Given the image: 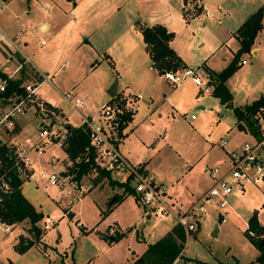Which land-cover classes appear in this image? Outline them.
I'll use <instances>...</instances> for the list:
<instances>
[{
    "label": "rangeland",
    "instance_id": "1",
    "mask_svg": "<svg viewBox=\"0 0 264 264\" xmlns=\"http://www.w3.org/2000/svg\"><path fill=\"white\" fill-rule=\"evenodd\" d=\"M53 1L62 17H57L56 21L52 19L51 28L45 33L38 28L39 22L34 24L33 21L43 19L45 12L42 4H47V0H13L0 15V39L3 34L8 37L18 35L19 48L25 40L29 43L28 57L49 63L51 83L42 84L36 94L44 101H53L74 127L81 123L80 127L84 126V117L97 118L105 106L115 101L123 114L132 113L131 100L128 99H135L139 113L129 125L133 130H126L127 126L123 129V137L116 145L118 152L130 166L144 168V174L146 171L143 165L146 164L151 178L155 179L159 187L163 185V191L174 207L186 210L212 186L211 170H217V178L226 175L230 152L246 143L259 141L253 139L250 142L248 135L240 134L235 128L236 119L231 111L204 93V88L195 87L191 81L177 88L169 86L163 76L151 67L145 46L141 48V53L133 54V60L125 58L123 51L112 44L113 38L119 35L122 13H118L114 4L106 6L110 0H75L76 8L71 0ZM259 1L213 0L226 15L219 23L220 26L204 20L205 27L197 29L203 17L192 18L186 30L174 34L176 54L190 68H198L205 63L208 71L219 74L238 51L233 41H227L220 48L222 43L217 41L219 32L223 27L234 29V14L238 16L243 11H250L248 7L251 8ZM263 3L264 0H261L260 6ZM4 5V1L0 0V6ZM89 5L91 7L86 11V17L90 20L96 17L95 22L107 19L102 24L107 35H99L101 44L105 46L96 51L90 45L84 46L76 36L77 27L78 32L81 29L79 24L68 30L72 19L69 11L78 15L82 7ZM242 5H246L245 10ZM228 20L231 21L227 23ZM64 21L66 32L53 40L51 34L60 32ZM86 28H90L89 24ZM96 35L98 32L92 38ZM199 44L203 47H199ZM52 46L55 47L50 56L52 59L43 58ZM211 47L216 50L210 51ZM102 49L104 54L111 57L113 64L104 60ZM241 58L248 64L241 66L227 82L235 107L244 106L264 95V61L261 56L254 57L249 53ZM204 75L210 82H214L208 72ZM115 80L118 81L119 96L128 99L109 98L108 91ZM37 81L38 78L31 73L26 82L36 85ZM69 91L76 92L84 99V111L75 110L64 100L65 93ZM40 105L47 110L41 101ZM200 106L205 110H200ZM55 116L64 122L62 114L58 112ZM191 116L195 119L192 120ZM36 123L33 122L34 127ZM260 124L262 136V119ZM126 132L129 134L124 137ZM223 142L227 145L222 146ZM258 155L261 156V152ZM31 157L38 169L44 168L37 157ZM44 157L49 158L46 154ZM93 176L94 173L87 176L82 183L93 185ZM110 177V180L104 178L99 187L92 190L93 187L90 193L81 198L73 210L75 215L72 219L64 213V209L69 208V200L58 202L60 190H46L43 186L25 180L22 194L43 216L37 227L44 237L45 245L36 243L34 233L29 231L28 222L15 223L11 234L5 233L0 225V261L3 264H132L149 243L158 241L171 229L174 220L151 215L133 195L127 196L102 219L104 214H101L107 211L110 202L114 198L118 202L125 195L124 185L113 186L110 182L128 184L131 189L135 185V181L129 179V174L118 176L111 172ZM256 212L258 223L264 226V182L257 185L248 183L242 191H235L227 198V207L223 209L209 207L199 222L195 223V231L187 234L183 258L174 264H248L254 261L258 252L245 233L249 218ZM220 215L222 219L219 223ZM75 219L80 222L76 224ZM46 220L51 224L48 230L43 231ZM81 224L88 231L96 228L85 235L79 229ZM113 224H117L125 234L110 244L96 232L103 233ZM216 224L217 237H213ZM111 230V234L115 235L119 229L112 227ZM105 234L110 233L107 231ZM20 240H33L35 244L20 253L15 249ZM43 246L47 247V252L43 251Z\"/></svg>",
    "mask_w": 264,
    "mask_h": 264
},
{
    "label": "built area",
    "instance_id": "2",
    "mask_svg": "<svg viewBox=\"0 0 264 264\" xmlns=\"http://www.w3.org/2000/svg\"><path fill=\"white\" fill-rule=\"evenodd\" d=\"M183 13L187 19L203 16L206 19H214L219 12H212L204 5V0H183ZM0 6V10H1ZM247 62L242 60L241 64ZM163 78L171 86H180L182 83L191 80L196 86L207 90L208 82L204 83L201 78L200 68L182 67L176 71H166L162 74ZM44 82H48V77H43ZM40 83V84H41ZM39 86V84H38ZM36 85H24L25 97L12 106L6 113L0 115V132L13 131L15 128L14 119L25 113L26 106L40 105V99L36 94ZM6 82L0 80V94L5 92ZM64 100L77 111L85 110V102L76 92L64 95ZM123 115L122 109L115 104H108L99 113L97 118L84 117L82 119L84 128L89 139L88 153H94V161L98 167L106 172H115L118 176L128 175L129 179L135 181L133 190L139 203L147 209L148 213L162 219L173 218L175 225L183 228L186 235L195 231V223L207 212L209 207L223 209L227 207V198L235 191H242L248 183L259 184L264 182V132L261 139L253 144L246 143L239 149L229 153L227 165L228 172L223 177L217 178V170H211L213 179L212 186L201 196L197 197L190 206L181 211L174 207L169 201L163 189H161L149 175L144 174L140 167L130 166L125 158L118 152L117 143L119 137L117 127L120 124V116ZM194 118V117H192ZM116 131V133H115ZM37 140L27 139L24 144H7L14 155V169L19 176L27 181L34 182L37 186L41 185L45 189L55 188L63 192L69 204H75L86 195L93 185L83 184L75 180V174L69 169H64L56 158L45 160L46 144L57 141L62 146L67 135L66 132L59 133L56 128H44L39 130ZM1 143V142H0ZM223 145H226L224 142ZM261 152V156L258 153ZM32 155L37 157L43 164V169H38L32 162ZM10 191L5 174L0 175V200L2 195ZM219 217H222L221 215ZM194 220V221H193ZM50 221L46 220L44 230L49 229ZM0 225L3 231L11 234L14 224H7L0 218ZM0 264H3L0 261Z\"/></svg>",
    "mask_w": 264,
    "mask_h": 264
},
{
    "label": "crops",
    "instance_id": "3",
    "mask_svg": "<svg viewBox=\"0 0 264 264\" xmlns=\"http://www.w3.org/2000/svg\"><path fill=\"white\" fill-rule=\"evenodd\" d=\"M3 1H4L5 5L1 8L0 15L4 11V9L8 5H10V3L13 0H3ZM71 1H73L74 7L76 8V4L74 3L75 0H71ZM259 2L256 3V5L252 6L251 8L248 7L250 11H245V12L243 11L238 16H236L234 14V17L232 18V19H234V22H235L234 29H228V28H224V27L221 29V31L219 32V36H217L218 37L217 38L218 43H220V44L222 43L220 45V48L225 46L227 41H233V42L236 43L237 48L239 49V43H238V41L236 39L235 32L248 19V17L252 13H254L256 10H258L260 7H263V9H264V3L260 6L261 0ZM53 4H54L53 0H47V4H42V8H43V10L45 12L43 19L33 21L34 24H37L39 22L38 23V28L42 32L48 33L50 28H51V20L54 19L56 21L57 17H62V14L59 12V10H57L55 8V6ZM111 4H114L115 6H117L116 9H117L118 13H122V15H121V25H119V35H117V36H115L113 38V41H112L113 46L116 45L117 47H119L124 53L123 56L125 58L129 59V60H133V54H135L137 52L141 53V48L143 49V46H145V50H146L147 55L149 57L151 67H152V62H151L150 55H149V50L151 48L149 49V47L144 43L143 37H142V34H141L140 30H139L138 24L140 26H148V27H153V26H158V25L164 26L169 32H171L173 34H175V33L177 34V32L180 33L182 31L186 30L187 27L189 26V23L191 22V19H187V18L184 17V13H183V4H184V2H183V0H119L118 2H116L115 0H110V1H108V3H106V6H110ZM204 5H205V7L207 9L211 10L212 12H216L217 11L219 13H218V15L215 16L214 19H206L203 16H201V17H203L202 18L203 20L200 19L201 23H200L199 26H197V29L205 27L204 20L214 22L216 25L220 26L219 23L226 16L225 13L223 14L222 11H220L221 10L220 6L218 4H215L213 2V0H204ZM236 6H237V4H235V7ZM245 6L246 5H242V9L243 10H245V8H246ZM90 7H91V5L86 6V7H82L81 11H80V13L78 15H75L72 11H69V17L72 18V19H71V25H70L68 30H70L75 25L79 24L81 26V29H80V32H78V27H77L76 36L80 40H82V44L84 46L90 45L96 51L97 49L99 50V49L103 48V46H105V45L101 44V41L99 40V35H102V34L107 35V34H105L107 30L104 27V25H102V24L105 23L103 21L107 20V19H102V21L100 20V22L99 21L95 22V21H97V18L94 17L93 19L90 20V18L85 16L86 11ZM103 8H105V7H103ZM228 15H229V17L231 16L230 13H228ZM229 21H231V20H228L227 23H229ZM88 24H89L90 28L87 29L86 27H87ZM83 25H84V28H83ZM262 25H263L262 30L258 34V36H257V38H256V40L254 42L252 51L250 53H251V56H254V57H260L261 56L262 61H264V18L262 20ZM66 30H67V25L65 24V21H64L63 22V27H62V29L60 31L61 33L57 32V34H51V38L53 40H56L57 39L56 37L59 36L60 34H63L64 32H66ZM81 31H83L82 34H80ZM96 32H98V35H96L95 38H92V37H94V34ZM26 38L27 37L25 35V39ZM101 38H103V36H101ZM19 39H18V35H14L12 37H10V36L8 37V36L3 34L1 36V39H0V53H1L2 56L0 55V73L6 75L9 79H12V80H17V79L23 78L24 79L23 85H26V84L31 85L32 84V83L26 82L28 76L31 77V73H32L38 79L41 78V80L43 79V77H48L49 81L47 83L50 84L51 83V77H49L50 75L48 73V71L50 70L49 63L48 62L44 63V61L42 59L38 60L37 58L33 59V58L28 57L27 50H28V47H29V43H28V41L25 40L23 42L22 46L19 48V42H18ZM174 40L175 39L173 38V40L170 42L169 45L175 51V49H174ZM221 40H222V42H221ZM199 47H203V46L201 44H199ZM215 47L218 48V46H215ZM54 49H55V47L52 46L51 49L46 52V55L43 58H48L49 59V57L53 53ZM103 50L104 49H102L101 52H103ZM107 50H109V47H107ZM215 50H216V48H214V49L212 47L210 48V51H215ZM104 53L105 52H103V54ZM175 53H176V51H175ZM177 56L180 58V56L178 54H177ZM233 56H234V54H233ZM102 57H104V60L106 62H108L109 64L113 61V60H111V57L109 55H107V54H104V56H102ZM242 60H245V59L241 58L240 64H241ZM181 61H182L184 67H189V65H187L182 59H181ZM247 64L248 63H246L245 65L241 64L240 65V69H241V66H246ZM92 67L95 68V65H93ZM198 68H200V72L203 75H204V73L206 74L208 72L207 70H209L206 67L205 63H202V66L201 67L199 66ZM153 70H154V68H153ZM160 75H162V74H160ZM203 75H201L202 81H203ZM205 77H206L205 83L208 82L209 88L207 90H203V92L212 96V91H213L212 84H213V82H210L209 79L207 78V76H205ZM115 81L117 82L116 97L114 99H111L110 96H109V98L111 100H118V99L125 100V99H128V98H124L123 96H121V97L119 96L118 81L117 80H115ZM189 81H191V80H188V81L182 83L181 85H183V84H185V83H187ZM165 82H167V81L165 80ZM44 83H41L38 86V81H37V83H36L37 86H38L37 89ZM167 84H169V83L167 82ZM169 86H171V85L169 84ZM180 86H176V88L180 87ZM194 86L199 88V89H201L200 87L196 86L195 84H194ZM37 89H36V92H37ZM261 96H263V95H261ZM39 99L41 100L42 103H48L53 108H56L58 110L59 114L63 115V117L65 119L64 122H60L59 121L60 118L55 116V112L47 111L46 109L44 110L43 106L40 107V106H35V105L33 106V105H29L28 104L26 106V108H25V113L23 115H20V116H18V117H16L14 119V124H15L14 130L13 131H7L6 130L4 132H0V142L2 144H11V143L24 144L25 140H27V139L37 140L39 138V135H38L39 130L42 127H44V128H56L59 131V133H64V132H67V130L65 129L66 126L69 125L72 128L76 129V128H79L80 125L82 124L81 123L78 127H74L73 125H71L68 122V118L64 116L62 111L56 106V104L53 101H51V100L44 101L40 97H39ZM214 99H216V98H214ZM257 99H254L251 102H253V101L257 100ZM128 100L129 101L131 100L130 105L132 107V114L133 115H132L131 122L128 123V125L126 127V130L130 129V132H131L133 129H131V127H129V125L134 120L135 115H137L139 113V106H138L137 101L135 99H128ZM216 100L219 102L218 99H216ZM16 101H17L16 97L8 99L6 101H3V99L0 97V115L4 114L8 110H10L12 108V106L16 103ZM134 101H135V103H133ZM250 103H247V104H250ZM221 106L224 107V109H229L231 111L232 115H233V112H232L231 108L226 107L224 105H221ZM232 107L235 108V106H233V102H232ZM199 109L200 110H205L204 107H201V106L199 107ZM192 117H194V116H191V119L194 120L195 117L194 118H192ZM33 122H37L35 127L33 126ZM234 125H235V128L237 129L236 121H235ZM238 132L240 134L242 133V134L248 135L250 137V140H251L250 142H252L253 139H255L249 133L240 132L239 130H238ZM128 134L126 132L124 137H126V135H128ZM223 143H222V146H226L227 145V144L223 145ZM45 154L49 158L53 157V158H56L57 160H59L60 164L63 165L64 169H69L70 168L71 162H69L68 157H67L66 153L64 152L63 147L59 143H57V141H53L51 143L46 144ZM49 158H45V160L49 159ZM143 166L145 167V171H146L145 173L150 176V173L148 171V168H147L146 164H144ZM143 170H144V168H143ZM208 171L209 170H205V172H208ZM85 178L86 177H84V179ZM94 178H96V174H94L93 179ZM154 181H155V179H154ZM101 183H102V180L100 182H98L96 185L93 184L94 188L92 190H94L97 187H99V185ZM160 187L164 190L163 185H161ZM22 188H23V185L21 187V191H22ZM49 189H51V188H48L46 190H49ZM52 189H55V188H52ZM90 192H88V193H90ZM59 194H60V197L58 198V202L62 203L61 201H63L64 199H67V198H65L63 192H59ZM127 196L128 195H124L122 197V199L119 200L118 202L116 201L113 204L110 203L108 205L109 208L107 209V211L101 214V216L104 214L102 219H104V217H106V215L109 212L113 211L118 206V204L120 202H122ZM80 202H81V200L79 202L75 203V204H69L68 203L69 208L68 209H64V213L67 214V216H70L71 219H72V216L75 215V213L73 214V210L75 209V207ZM35 210H36V208H35ZM36 212L38 213L37 210H36ZM145 213H146V211H145ZM79 222H80L79 219H75V223L76 224L79 223ZM99 222H101V221H99ZM173 226H175V223H172V227ZM112 227H115V228L119 229L118 231H116L117 233L115 235L111 234V231H112L111 228ZM172 227H171V229H172ZM95 228H96V226L93 227V229H91L90 231H88L87 227H85L83 224H81L79 226V229L82 231V234H85V235L90 233V232H93L95 230ZM129 230H131V229H129ZM43 231H45V230H43ZM107 231H109L110 234H105ZM169 231H167V233ZM96 234L99 237L104 238L110 244H112V243L117 242L119 240L118 237L120 235L123 236L125 233L119 228V226L117 224H113V225L109 226L108 228H106V230L103 233L96 232ZM105 236H106V238H105ZM39 242H41L42 244L44 243L43 245H45L43 236H41ZM154 243H149L148 245L154 244ZM148 245L146 246L144 251L141 253V255H139L135 259V261L143 255V253L146 251ZM42 249H43L44 252H47V247L46 246H43ZM53 250H55V249H53ZM135 261H133V263Z\"/></svg>",
    "mask_w": 264,
    "mask_h": 264
},
{
    "label": "trees",
    "instance_id": "4",
    "mask_svg": "<svg viewBox=\"0 0 264 264\" xmlns=\"http://www.w3.org/2000/svg\"><path fill=\"white\" fill-rule=\"evenodd\" d=\"M264 18V9L260 7L252 13L248 19L235 32L236 39L239 43V49L234 54L231 62L219 74L208 71L213 79L212 96L219 100L221 105L232 109L236 119V127L240 132L251 134L255 139H261L260 119L264 122V95L250 104L242 107H232V94L227 88L228 80L240 69L241 57L252 51L254 42L262 30V20ZM139 26L143 41L147 46H151L149 50L152 67L160 74L166 71H175L179 67H184L181 59L175 51L170 47V42L174 38V34L169 32L164 26ZM113 64V63H111ZM113 66V65H112ZM0 80L6 82L5 92L0 94L3 101L17 98L19 101L25 97L24 79H9L6 75L0 73ZM38 79V84L41 83ZM47 111L57 113L58 110L50 104L44 103ZM132 113L128 112L120 116L119 139L122 138V131L132 119ZM67 138L62 143L64 152L69 162H71L70 172L75 174V180L81 181L84 177L96 174L93 184L96 185L101 180H110V173L102 170L94 161V153H88L89 139L84 126L66 132ZM14 155L7 144L0 143V175L5 174V178L10 187L7 194L2 195L0 200V218L7 224L28 222L29 231L35 235L36 243L40 241L41 231L37 227V223L41 220V215L36 212L33 205L23 196L21 187L25 179L19 176L13 166ZM143 171V169L141 168ZM113 186H125V195L135 196V191L128 184H119L111 181ZM94 187V186H93ZM136 198V196H135ZM137 200V198H136ZM222 217L219 218L221 221ZM246 236L255 245L258 255L254 261L248 264H264V226L257 221V212L254 213L247 222ZM122 235L118 237L120 239ZM187 235L183 228L175 225L161 239L154 244L148 245L143 255L133 264H173L178 258H183V250L186 243ZM27 243V244H26ZM33 240L20 242L15 249L20 253H24L33 246Z\"/></svg>",
    "mask_w": 264,
    "mask_h": 264
},
{
    "label": "water",
    "instance_id": "5",
    "mask_svg": "<svg viewBox=\"0 0 264 264\" xmlns=\"http://www.w3.org/2000/svg\"><path fill=\"white\" fill-rule=\"evenodd\" d=\"M148 47H149V49L151 48V46H148ZM116 93H117V82L115 81L114 84H113V87L109 90L108 95L110 96L111 99H114L116 97ZM65 129L67 131L74 130V128H72L69 125L66 126ZM115 202H116V198H114L110 203L113 204ZM220 222L221 221H219V223ZM217 232H218V224L215 225V229H214V232H213L212 236L213 237H217Z\"/></svg>",
    "mask_w": 264,
    "mask_h": 264
}]
</instances>
